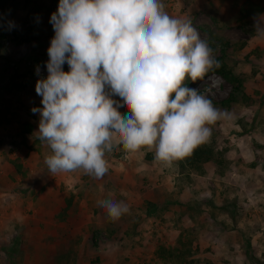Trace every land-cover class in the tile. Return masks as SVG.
I'll use <instances>...</instances> for the list:
<instances>
[{
  "label": "clouds",
  "instance_id": "9594fccd",
  "mask_svg": "<svg viewBox=\"0 0 264 264\" xmlns=\"http://www.w3.org/2000/svg\"><path fill=\"white\" fill-rule=\"evenodd\" d=\"M165 7L163 0H59L49 19L47 76L35 83L42 107L31 109L39 114L36 138L50 149L44 164L52 176L80 172L101 180L106 154L117 149L152 152L154 164L171 169L226 118L185 86L219 67L214 50L191 20ZM5 27L15 24L0 16ZM253 28L264 38V21L257 17ZM98 203L112 221L130 211L122 201Z\"/></svg>",
  "mask_w": 264,
  "mask_h": 264
},
{
  "label": "rangeland",
  "instance_id": "374dc122",
  "mask_svg": "<svg viewBox=\"0 0 264 264\" xmlns=\"http://www.w3.org/2000/svg\"><path fill=\"white\" fill-rule=\"evenodd\" d=\"M163 2L170 16L191 20L200 37L214 50L215 58L223 60L235 75L243 78L242 93L237 95L234 102L222 106V101L232 91V86L224 78L207 73L197 82L185 81L186 87L197 89L217 109L227 113L226 118L211 126V137L206 142L213 148L217 161L199 165L196 169L185 166L181 172L178 162L171 169L154 164L152 152L140 151L130 155L131 159L120 149L106 154V157H110L107 159H120L124 163L121 166L128 168V176L135 174L137 178L146 180L151 176L155 183L161 184L159 188L171 185L179 192L182 191V184L188 183L191 195L184 210L190 227L182 229L178 223L175 224L176 228L173 226L179 230L178 236L175 234L173 237V245L169 244L170 240L167 241L169 233H166L165 226L163 235L156 241L150 242L158 234L154 231L147 243H140L137 226L147 219L141 218L138 211L123 215L120 227L125 229V237L121 238L122 244L118 245V250L127 255H121V261L116 263L176 264L177 260L169 250L182 245L189 250L193 247L192 264H264V38H258L253 28L257 17L264 21V0ZM58 4L59 0H0V16L15 24L11 30L5 27L4 37L0 38V153L9 144H25L29 149L41 142L32 136V145L28 146L26 138L30 136L22 134L20 129L29 120L36 124L39 122V114L31 111L33 107H42L41 97L35 92V83L47 76L44 65L48 60L47 48L54 36L49 19L56 12ZM30 56L40 61L37 65L40 75L36 74L35 81H25L22 92L12 94L5 91L3 86L13 71L18 69L22 73L30 66ZM63 70H69L66 63ZM113 99L120 98L114 96ZM119 110L122 114L127 113L126 107ZM7 122H11L13 127L2 132V126ZM131 160L138 171H130ZM134 192L136 196L135 187ZM163 192L164 199L172 204L174 197L169 196L165 189ZM218 192L237 196L230 200L224 197L226 199L222 205L217 207L213 196ZM206 196L212 197L206 199ZM151 207L148 205L150 217H156L163 225L170 222L165 214L170 208L168 203L158 209L156 216ZM216 209L221 210L219 214L227 210L231 222L217 220L220 217ZM248 211L250 216L247 215ZM111 223L112 229L117 228ZM154 224L148 222L153 226L151 228L156 227ZM97 235L98 243L101 236ZM114 263L112 259L106 262Z\"/></svg>",
  "mask_w": 264,
  "mask_h": 264
},
{
  "label": "crops",
  "instance_id": "0c3cea01",
  "mask_svg": "<svg viewBox=\"0 0 264 264\" xmlns=\"http://www.w3.org/2000/svg\"><path fill=\"white\" fill-rule=\"evenodd\" d=\"M29 122L36 137L38 124L33 120ZM10 127L13 124L7 122L1 131L6 132L5 129ZM31 137L26 138L28 146L32 145ZM25 146L9 144L0 153V264H82V261L89 264L95 258L101 264H106L109 259L115 263L121 261V255H127L118 250L125 229L120 227V219L112 221L108 218L106 210L99 206L101 200L122 201L129 206V213L138 211L141 218L147 219L137 226L140 243H147L154 231L158 234L150 242L156 241L163 235L165 226L169 233L167 241L173 245V237L179 234L175 224L182 229L190 227L184 212L185 205L191 200L188 183L182 184L181 192L171 185L159 188L161 184L155 183L151 176L147 180L137 178L135 174L128 176L127 166H121L124 163L120 159H107L110 157H105L109 170L101 180L80 172L52 176L44 164V157L50 154L46 144L38 142L29 149ZM129 163L131 172L138 171L132 160ZM144 182H148L147 185L144 186ZM164 189L174 197L172 204L164 199ZM236 196L218 192L213 196L214 204L220 207L226 198L230 200ZM165 203L170 207L165 213L170 222L163 225L156 217H150L148 205L152 206L156 216ZM220 211L216 209L220 217L217 220L231 222L229 212L219 214ZM247 215L250 216L249 211ZM111 222L117 228L112 229ZM148 222H155L156 227L151 228L153 226ZM97 234L101 236L98 243Z\"/></svg>",
  "mask_w": 264,
  "mask_h": 264
},
{
  "label": "trees",
  "instance_id": "16d2710c",
  "mask_svg": "<svg viewBox=\"0 0 264 264\" xmlns=\"http://www.w3.org/2000/svg\"><path fill=\"white\" fill-rule=\"evenodd\" d=\"M258 11H261V9ZM4 33V28H0V38L4 37ZM216 60L219 62V67L213 68L208 73H213L221 76L232 86V91L229 93L228 97L222 101L221 104L222 106L229 105V103L234 102L237 99V95L239 93H242L244 80L241 76L235 75L232 70L227 67L223 60ZM28 61L30 62V66L26 67L22 73H19L18 69L13 71V73L9 77L8 82L3 86V89L5 91L12 94L16 92H22L25 89L24 83L35 81L36 66L39 64L40 61L31 56L28 57ZM20 132L24 135L33 136L32 124L30 122H24L21 126ZM215 160L217 161V156L215 155L213 148L204 143L198 146L190 156L186 157L181 161H178V164L180 165L181 172H183L185 166H189L190 169H196L199 167V165L213 162ZM192 248L193 247H191L189 250L180 245L178 248H175L176 250L174 248H171L172 250L170 249L169 251L171 256L176 258V264H192ZM89 264L101 263L97 258H95L92 259Z\"/></svg>",
  "mask_w": 264,
  "mask_h": 264
},
{
  "label": "bare ground",
  "instance_id": "6f19581e",
  "mask_svg": "<svg viewBox=\"0 0 264 264\" xmlns=\"http://www.w3.org/2000/svg\"><path fill=\"white\" fill-rule=\"evenodd\" d=\"M207 75V74H206Z\"/></svg>",
  "mask_w": 264,
  "mask_h": 264
}]
</instances>
